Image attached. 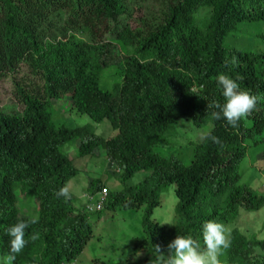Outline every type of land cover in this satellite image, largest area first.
Returning a JSON list of instances; mask_svg holds the SVG:
<instances>
[{
	"label": "trees",
	"instance_id": "1",
	"mask_svg": "<svg viewBox=\"0 0 264 264\" xmlns=\"http://www.w3.org/2000/svg\"><path fill=\"white\" fill-rule=\"evenodd\" d=\"M245 23L264 27V0H0V81L10 80L18 103L0 108V255L10 250L9 227L32 217L38 223L26 230L29 242L14 264L70 263L92 237L89 215L98 218L103 209L144 208L139 243L148 257L155 245L167 253L178 235L203 242L207 221L226 225L241 209H261L264 193L240 182L247 141H264V52L232 41ZM258 40L264 46V31ZM234 56L237 64L230 63ZM112 66H119L116 78L104 83L102 72ZM221 74L241 77L240 88L259 98L258 110L235 128L223 116L212 119L219 109L207 107L226 102ZM56 100H68L92 122L108 121L116 134L103 139L90 124L55 122ZM182 119L212 126L193 143L188 163L153 149ZM70 145L77 157L102 150L109 177L121 186L109 190L99 211L55 196L76 174ZM140 171L145 177L127 185ZM169 185L177 203L168 228L151 216ZM17 188L34 210L21 205ZM102 188V178L89 186L92 193ZM229 233L221 264H264V239L237 227Z\"/></svg>",
	"mask_w": 264,
	"mask_h": 264
},
{
	"label": "rangeland",
	"instance_id": "2",
	"mask_svg": "<svg viewBox=\"0 0 264 264\" xmlns=\"http://www.w3.org/2000/svg\"><path fill=\"white\" fill-rule=\"evenodd\" d=\"M138 15H134L136 18ZM264 31L262 24L245 23L240 26V31L233 34L232 41L235 46L247 52L263 53L264 46L259 41V34ZM231 43V40H226ZM119 66L106 68L102 72V81L112 84L116 78ZM26 69L22 71V74ZM22 74L17 75V79ZM108 84V85H109ZM11 82L9 79L0 81V108H16L18 103L12 96ZM55 122L65 124L69 128L81 127L86 124L93 126V130L103 139L114 136L116 132L111 128L108 121L103 120L99 123L92 122L89 117L74 108H70L68 100H56L52 103ZM211 124L203 128L195 127L190 121L182 119L178 124H174L170 133L165 135L163 142L154 146V151L162 156L176 155L183 162H189L192 158V145L203 139L205 134L211 130ZM257 142L247 141L248 147L245 157L239 164L241 173L240 182L251 187L258 195L264 193V141L261 137H256ZM66 152L71 157L76 174L67 183L66 188L71 193V199L76 208L84 210L88 203V197H96V192H91L89 186L91 181L102 178L107 184L108 191H117L121 186L115 185V177H109L110 170L108 160L104 152L100 150L97 154L76 156L73 145L65 147ZM146 173L137 172L127 185L139 183ZM101 180V179H100ZM18 201L24 208L33 209L34 200L25 195L20 188L16 189ZM36 203V202H35ZM177 198L174 193V185H169L160 194V205L152 213L151 219L159 224L171 227L174 221V208ZM34 210V209H33ZM144 208L138 210L121 209L102 210L96 218L95 214H90V225L92 237L87 241L81 253L68 264H149L153 256H147L148 247L139 243L143 237ZM219 223V222H218ZM228 232L232 227H237L244 235L264 239V206L257 211L240 210L239 216L233 223L224 225ZM203 248V242H199ZM142 255L135 258L136 252ZM3 257V255H0Z\"/></svg>",
	"mask_w": 264,
	"mask_h": 264
},
{
	"label": "clouds",
	"instance_id": "3",
	"mask_svg": "<svg viewBox=\"0 0 264 264\" xmlns=\"http://www.w3.org/2000/svg\"><path fill=\"white\" fill-rule=\"evenodd\" d=\"M226 63L229 62L226 61ZM230 63L237 64V58L232 57ZM240 79L242 78L233 79L224 74L219 75L217 82L222 87L226 102L221 105L219 102L213 101L212 104L207 105V107L219 109V111L211 113L212 119L220 120L223 116L227 124L234 128L238 127L241 120L251 116L254 111L258 110L257 105L259 102L257 96L240 88V84L237 82ZM207 139L220 144L219 139L215 136L209 135ZM55 196L57 198L63 197L65 200L71 199V193L66 187L56 192ZM86 210L89 212L99 211ZM38 220V217H32L30 220H21L9 227L10 250L7 255L0 257V264H14L17 255L23 252L29 242L25 239L26 230L30 225L38 223ZM202 236L203 248L192 237L180 235L167 245V253L159 245H155V251L152 254L154 258L149 261V264H221L220 256L231 246V235L226 227L222 223L207 221L203 224ZM30 239H37V235H32ZM141 255L142 253L138 251L135 258Z\"/></svg>",
	"mask_w": 264,
	"mask_h": 264
},
{
	"label": "built area",
	"instance_id": "4",
	"mask_svg": "<svg viewBox=\"0 0 264 264\" xmlns=\"http://www.w3.org/2000/svg\"><path fill=\"white\" fill-rule=\"evenodd\" d=\"M108 189L102 188L100 191H98L96 197L89 196L88 199V206L87 208L89 210H100L103 208L104 204L106 203L107 197H108Z\"/></svg>",
	"mask_w": 264,
	"mask_h": 264
}]
</instances>
